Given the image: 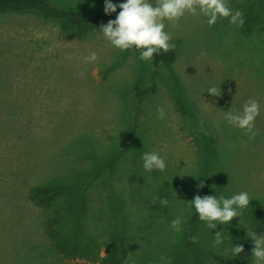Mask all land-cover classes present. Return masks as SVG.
Listing matches in <instances>:
<instances>
[{"label":"rangeland","instance_id":"obj_1","mask_svg":"<svg viewBox=\"0 0 264 264\" xmlns=\"http://www.w3.org/2000/svg\"><path fill=\"white\" fill-rule=\"evenodd\" d=\"M50 1L72 8L105 7V0ZM123 2L112 0L116 5ZM225 19L226 29L235 32L236 27ZM166 24L176 56L155 67L140 60L134 48L112 47L99 27L77 33L32 14H0V179L17 162L28 173L34 171L33 178L40 171L66 170L58 176L67 186L63 196L43 204L64 218L52 224L55 249L38 235L21 249L17 260L101 264L95 252L106 254L102 240L128 220L126 232H116L130 243L131 261L126 264H161L163 240L174 243L180 233L172 230L170 222L180 217L182 228L195 210L189 201L201 195L203 180L212 184L217 197L241 191L264 195V64L253 82L246 74L249 62H242L243 42L240 49L234 43L235 47L220 51L223 42L219 45L215 40L217 34L203 15H186L179 28ZM225 44L232 45L230 36ZM93 51L98 59L86 63L84 57ZM223 54L230 55L233 63L239 61L240 69L225 63ZM258 60L264 62L261 57ZM210 86L220 88L221 95L210 94ZM249 98L260 104L254 139L223 118L230 108L241 111ZM158 106L166 110L164 119L158 118ZM152 151L165 158V171L144 170L142 155ZM33 163L40 170L32 168ZM158 185L166 192L162 198L167 205L155 210L158 215L150 227L137 226L136 211L152 208L153 198L160 197L155 190ZM0 186L4 188L1 181ZM17 190L9 193L8 201L0 194L1 237L9 230L17 231L15 220L21 221V230L34 224L37 209ZM251 198L250 205L228 224L209 229L200 221L199 240L209 256L206 264H213L216 257L222 258L220 264L231 259L233 240L253 231V215L262 213L264 218V199ZM17 202L23 204L20 220L16 219ZM217 231L224 241L213 247ZM82 237V242L96 244L93 254L83 247L85 243L83 248L75 244ZM38 241L41 244L34 249ZM253 262L252 257L249 264Z\"/></svg>","mask_w":264,"mask_h":264},{"label":"trees","instance_id":"obj_2","mask_svg":"<svg viewBox=\"0 0 264 264\" xmlns=\"http://www.w3.org/2000/svg\"><path fill=\"white\" fill-rule=\"evenodd\" d=\"M229 6L234 11L241 10L243 12V26L238 27L233 25L234 27H236L235 32L228 31L226 29L227 20L220 19L215 25L211 26V28L209 29L212 32H216L217 38L215 40L219 42V45H221L220 43L223 42V46L221 45V48L219 49L220 51L225 47H235V44L240 49V45L243 42L242 62H249L250 68L246 71V74L249 75L252 80H254V76L256 77L255 73H258V67L260 68V65L264 64L263 61L258 60L260 57L262 60H264V0H229ZM11 13L32 14L41 21L57 22L59 23L60 27L65 29H72L77 33L84 30V28H100L101 25L106 24L110 19H115L118 15L117 11L112 13H105L104 9L63 7L60 5L53 4L50 0H0V14ZM214 26L215 29H213ZM228 36H230L232 40V45L225 44ZM212 42L214 41L212 40ZM176 52L177 51L175 47L174 49L166 53L160 52L158 54H154L152 60L148 62L155 67L166 65L175 58ZM221 56H223V61L225 60L224 58L227 57L224 61L225 63L229 65L233 64L236 66V69H240V66L242 64L239 61L233 63L232 60H230L231 56L228 54H223ZM230 69H232V67ZM255 81L256 80H254L253 82ZM253 90L255 89L253 88ZM4 99V97L1 98L3 105H5ZM206 162L208 164L210 163V161ZM18 164L19 162L15 164L17 166L13 165L10 166V168L5 169V173L3 174V177L5 179H0L4 187L2 188L0 186V194L2 193L3 195L4 193V201H8L12 199L9 196V193H13L15 189H18V193H21V196L26 201V203L28 202L31 204L30 206L35 207L37 209V212L34 214V224L29 226L28 230L27 227L21 230V227H23L19 223L21 221L17 223L15 220L13 222V225H15V227L17 228L16 230L18 232H10L9 230L8 233L11 235L3 234L4 236H0V264H25V261L17 260V258H19L20 251L24 247L28 248V245H30L29 241L31 239H35V236L38 235L42 236V238H45L43 242L50 244L55 249L51 233L52 224H56V221L64 222L62 213L57 215L53 213L51 207L45 206L43 204L45 201L50 200L51 203L54 198L57 199L63 196L61 194L63 191L66 190L67 186L66 183H64L61 179H58V176L64 173L66 170H59V168L56 170V168H54V170L47 172L40 171L42 175L39 172L40 176L33 178L31 177V174H33L34 171L30 174L24 168L19 167ZM212 165L213 164L211 162V167ZM37 167V164H32V168ZM138 180H140V183L142 185V180ZM92 182H94V180H92ZM203 182L205 183H203V187H201V196L216 195L211 191L212 184L210 186L207 183L208 180H203ZM6 184V188L9 191L7 193L5 192ZM137 187H139V184L137 185ZM155 190L157 191V194L160 195V198H162V195L166 194V192L161 190V187L159 188V185L158 188H156ZM249 195L251 197H260L262 200L264 199V195L262 194L250 193ZM156 204L159 203H154L152 208H139L136 211L138 213V224H136L137 226L142 225L150 227L153 217L158 215L155 210L157 208L160 210L164 208V206H161L160 204L159 207H157ZM16 206L18 207L19 212H17V218H14L20 220L22 218L20 216L22 215L20 211L23 204L21 202H17ZM82 209L85 210V205ZM142 209H144L143 213L140 212V210ZM5 219L7 218L5 217ZM263 219L264 218L262 213H255V215H253L251 227H253L252 229L254 232L258 234L264 233V224L263 222H261L263 221ZM124 224L121 226L120 224H118V226H116L117 233L124 234L126 232L128 220H125ZM199 224V214L196 213V210L193 209L191 213L188 214L180 230V233L176 234L177 237L175 238V242L171 243L169 240H163L164 255L168 254V257H165L166 259L162 261L161 264H206L205 260L208 256V253L205 252V249L203 248L199 240ZM77 226H79V224H77ZM31 229L33 231H31ZM75 229L76 231H80V228L78 227ZM116 232H110L106 235V239L102 240V243L105 245L106 254L102 256H97V251L95 252V256L98 257V260L101 264H126L127 260L131 261L130 255L128 253L130 243L125 240V237L119 234L116 235ZM75 237L78 238V236H76V233ZM84 237L80 238L79 242H75V244H79L81 248L86 247L87 252L91 251V254H93L92 250L94 247L96 249V244L94 242L89 241L82 242ZM192 237H196L197 240L194 242L191 239ZM82 243H85L83 247ZM40 244V241L33 243V245L35 246L34 249H36V247H38ZM235 244L243 245L244 251L240 253L237 257H233L232 255L231 259L230 256L227 257L225 260H223L224 264H249V261H251L252 259L251 249L254 246L251 238H249L247 235L237 236L233 240V245ZM41 252H43L44 255L46 254V250H42ZM215 254H218V251L215 252ZM221 262L222 258L216 257L214 258L213 264H220Z\"/></svg>","mask_w":264,"mask_h":264},{"label":"clouds","instance_id":"obj_3","mask_svg":"<svg viewBox=\"0 0 264 264\" xmlns=\"http://www.w3.org/2000/svg\"><path fill=\"white\" fill-rule=\"evenodd\" d=\"M120 11L115 19H110L106 24L100 26L103 37L114 48L120 51L136 49L139 51V59L151 61L154 54L168 52L176 47L172 42V34L166 30L167 24L179 28L180 20L186 15H203L207 18V24L211 27L220 19H229V23L242 27L244 14L241 10H233L228 0H124L116 5L112 0H105V13ZM98 59L95 51L84 57L86 63H92ZM213 96L221 95V89L216 86L207 88ZM230 91V90H229ZM159 119L166 117L163 106L157 107ZM260 115L259 101L249 98L242 106L241 111L229 109L224 113L226 120L233 127L243 129L250 138L254 139L257 133L254 131L255 120ZM143 168L147 172H163L167 168L164 157L158 152H145L142 155ZM199 187H203V182ZM251 197L247 191L233 194L231 197L216 195L197 194L189 201L199 214V220L206 223L209 229L216 228L217 224H228L234 217L240 216L242 211L250 205ZM153 203L166 206L168 201L160 197H154ZM181 218L175 217L171 220V228L179 232L181 230ZM251 238L253 247L251 249L254 264H264V234L247 231ZM194 242L196 237L191 238ZM224 237L221 231L215 233L213 247L222 244ZM244 251L243 245H233L231 252L233 257L239 256ZM166 258L161 255L160 260Z\"/></svg>","mask_w":264,"mask_h":264}]
</instances>
